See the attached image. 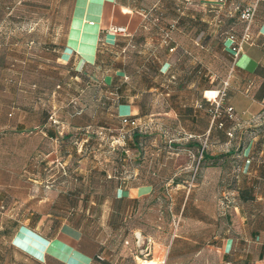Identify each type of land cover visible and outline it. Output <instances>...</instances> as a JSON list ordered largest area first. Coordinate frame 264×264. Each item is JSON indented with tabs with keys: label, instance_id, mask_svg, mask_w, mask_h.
Masks as SVG:
<instances>
[{
	"label": "crops",
	"instance_id": "0c3cea01",
	"mask_svg": "<svg viewBox=\"0 0 264 264\" xmlns=\"http://www.w3.org/2000/svg\"><path fill=\"white\" fill-rule=\"evenodd\" d=\"M49 4H54L48 11L53 27L44 47L39 26L23 32L17 27V37L8 33L0 42V79L18 85V93L9 88L0 93V264H141L142 239L150 242L154 255L165 253L163 264H192L191 259L210 252L226 263L241 258L245 264H264V2L252 26L254 42L237 57L228 39L235 29L232 3ZM26 13L41 17L36 16L39 10L24 9ZM58 17L67 21L61 41ZM27 32L32 35L29 45L21 37ZM27 49L34 51L35 66L43 64L45 49L56 64L74 70L65 88L55 73L46 76L44 91L36 75L32 81L20 71L16 79L11 75L8 67L25 64ZM225 87L220 108L217 95ZM58 93H92L89 99L97 105L73 116L70 107L59 105ZM43 97L50 98V118L41 105ZM57 113L61 121L52 122ZM123 115H132L140 127L123 124ZM154 129L165 134L169 145L207 146L209 161L193 191L209 194V201H195V213L189 215L186 201L177 203V228L170 219L153 220L144 213L150 210L145 198L158 187L176 193L191 190L179 181L170 187L171 167L178 159L169 151L153 152L155 141L146 134ZM75 135L82 142L81 182L74 183L78 179L66 167L67 177L45 184L47 163H67L73 157ZM224 153L226 162L234 157L240 162L233 178L224 172L228 177L219 183L226 162L217 166L215 160ZM104 182L107 188L100 192L111 195L114 218L94 217V210L106 206L104 196L93 193ZM218 193L231 195L232 205L219 202ZM97 252L104 261L96 262Z\"/></svg>",
	"mask_w": 264,
	"mask_h": 264
},
{
	"label": "rangeland",
	"instance_id": "374dc122",
	"mask_svg": "<svg viewBox=\"0 0 264 264\" xmlns=\"http://www.w3.org/2000/svg\"><path fill=\"white\" fill-rule=\"evenodd\" d=\"M59 5V4H58ZM54 8V4H49V0H37V1H30L26 2H19L18 0H0V42L3 37L4 40L7 38L8 33H10V36L17 37V27L21 29V31H28V28L31 26H39L42 29V34H41V41H42V46L44 47V43L47 42L49 43V32L50 28L53 27L51 25V19L49 17V9ZM29 11V10H39L41 11L40 15L36 16H41L34 18L33 15H29L26 13V16L22 14L23 10ZM232 19V24L235 27V29L239 30L240 27L242 26V23L239 21L237 16L234 14V16L231 18ZM56 26L58 28L59 32V39L58 41H61L62 38V32L63 30L66 29L67 27V21L66 18L64 17H58L55 19ZM27 29V30H24ZM12 31V32H11ZM5 32V33H3ZM3 33V34H2ZM24 37L25 42L27 45L31 40L32 35L29 34L28 32L21 36ZM230 43V42H229ZM28 47V46H26ZM38 51V50H37ZM33 50H26V60L25 64H22L18 66L16 63L15 65H11L8 67L10 70V73L14 78L18 76V72H22L26 75L27 79L29 81H32L34 79V75H36L37 79H40L43 83V90L49 86V83L46 81V76L50 73H55L57 75L58 79V84L61 86V88H65V81L66 78L71 75L75 74L74 70H72L70 67H66L62 64H56L52 59H50V55L45 53L46 50L42 49V65L35 66L31 60L34 59L33 56ZM48 52V51H47ZM2 54V50L0 49V55ZM54 55V53H53ZM52 55V57H53ZM2 67L0 65V75L1 74ZM82 76V75H81ZM3 81V79H2ZM0 79V93L2 91L6 90L7 88L10 89V93H18L16 90L18 85L16 82L10 81L9 83L7 82H2ZM13 84V85H12ZM5 85L7 87H5ZM16 88V89H15ZM61 88H59L61 90ZM5 93V92H3ZM92 95V93H58V98H59V105H64L68 106L71 108V112H73V116H79L80 113L82 112V109L86 108L87 106L91 105H97L96 103H93L91 99H89V96ZM41 105L47 109L50 110V103L49 99L47 97L42 98ZM59 115V117H58ZM54 117L51 119L52 122H55L54 120L59 123L61 121L60 119V114H52ZM50 118V114L48 116ZM155 130V129H154ZM174 137H179L178 133H175ZM146 137L153 138L155 141V144L152 146L153 152H158L161 155H166L167 152L170 153V156L177 158L178 159V164L174 167L172 165L171 167V178L172 180L170 181L171 186L176 187L177 182L179 181L181 186L185 185L188 188H191L189 193H181L179 191L172 192V190H165L162 189L161 187L157 188V192L152 193L148 195L145 198V204L150 206V210H145V217L151 218L153 220L155 219H170L171 221L174 222V227L177 228L178 222L180 220V216L178 215V211L175 209V205L179 202L186 201V213L189 215L194 214V202L199 201V199H203L204 201H209V194L205 193H199L193 191L194 187L197 185L199 178L201 175H203L204 171L206 170L207 164H208V159H206L205 156V151L207 149V146H202V147H189V146H182V145H169L164 142V139L166 138L165 134H162L161 130H155L153 132H147ZM74 138V139H73ZM73 138V147H75V151L73 153V157L71 160H69L67 163L61 161H50L49 163L46 164V170H45V184H52L54 182H58L61 179V175L63 173V167L66 168L68 167L69 169H72L73 175L75 177H79L77 174L79 173L78 170L81 167V162L79 161V156L82 153L81 150V141H78L77 138L78 136H74ZM91 139V138H90ZM114 139V138H113ZM145 139V138H144ZM112 143H115L114 141ZM104 147V146H103ZM220 149V147H219ZM105 150V149H104ZM113 152V149L112 151ZM223 157H218L215 161L219 162L217 166H220V163L226 162L227 157H225V153L222 154ZM231 157V156H230ZM231 160L229 162H226L225 168L223 167L221 173L223 172L222 177L219 178V183L222 179L225 177H228L224 172L229 173L230 177L233 178L234 173L237 172L236 165L240 162V160L237 157L230 158ZM188 163L189 166L187 169L183 167L185 163ZM67 165V166H66ZM235 165V166H234ZM59 171L57 172L56 170ZM220 170L221 168H217ZM61 173V174H59ZM183 179H186L185 181H182ZM97 179H95L96 181ZM81 182L79 179L78 181L74 180V183ZM103 185L101 187L97 186V192L95 193L94 196L98 195L107 200L106 206L102 207L101 209H96L93 211L94 217H110L114 218L116 216V211L115 208L110 206V200L109 197L111 196L110 194H101L100 191H104V188H107V183H102ZM171 189V188H170ZM177 189V188H175ZM184 189V188H180ZM231 195H225L223 193H218L216 195L218 201L224 202L227 200V197ZM119 208V206H117ZM116 208V209H117ZM223 209L222 207L219 208ZM225 211V209H223ZM223 215H226L225 212H223ZM140 246L142 247L141 250L138 251L140 257L138 258L141 264H144V261L147 260H154L155 264H163V260H165V253L160 252L154 255L152 252V246L148 240L142 239L140 242ZM57 248V247H56ZM239 259L237 264H245L241 262V258ZM192 264H231V263H226L224 259H221L216 253L210 252L209 256H206L205 254H199L193 259H191ZM2 261V259H0ZM145 264H150V263H145ZM234 264V263H233ZM249 264H256L255 261H251Z\"/></svg>",
	"mask_w": 264,
	"mask_h": 264
},
{
	"label": "built area",
	"instance_id": "2783aa9c",
	"mask_svg": "<svg viewBox=\"0 0 264 264\" xmlns=\"http://www.w3.org/2000/svg\"><path fill=\"white\" fill-rule=\"evenodd\" d=\"M215 3L224 6L228 3H232L233 5V13L237 15V18L239 21L242 23V32L240 36L235 35L234 33H230L228 35L229 39V47L233 50L235 57H237L243 47L248 44V43H253L254 42V37L252 35V26L256 20L257 14H258V9L260 6V3L264 2V0H253L248 3H243L239 2L237 0H214ZM119 31H122V28L118 29ZM169 35L166 33V38H168ZM228 85V81L225 82V86ZM226 87L223 89V91L220 92L219 95V100H214L216 101L217 105L220 106L225 97H226ZM228 112L230 116H233V107L229 106L228 107ZM122 123L125 125H133L134 127H140V123L136 118H133L132 115H123L122 116ZM125 132L122 133V137L124 136Z\"/></svg>",
	"mask_w": 264,
	"mask_h": 264
},
{
	"label": "trees",
	"instance_id": "16d2710c",
	"mask_svg": "<svg viewBox=\"0 0 264 264\" xmlns=\"http://www.w3.org/2000/svg\"><path fill=\"white\" fill-rule=\"evenodd\" d=\"M233 25V24H232ZM241 32H242V29H234L233 31H232V33H234L235 35H237V36H240L241 35ZM168 33V32H167ZM168 35H169V37L168 38H166V42H168V40L171 38V34H170V32L168 33ZM165 36H166V34H165ZM217 104V103H216ZM223 105V103L219 106L220 108L221 107H223L222 106ZM47 112H48V110H47ZM48 116H49V112L47 113V118H48ZM51 116V115H50ZM139 127V126H138ZM137 127V128H138ZM63 173L64 174H62V176H61V178L63 179V178H65V177H67V175L69 174L68 172H66V168H64L63 167ZM75 177V176H74ZM76 179H78V177H75ZM74 178V179H75ZM232 203H233V201L231 200V201H228V198H227V200L224 202V206H229V205H232ZM11 246H13V247H16L14 244H13V242H12V240H11ZM34 257V256H33ZM12 260V259H11ZM95 260H96V262L98 261H104L105 260V258H104V256H103V254L101 253V252H97L96 254H95ZM65 264H68V263H66V262H64ZM238 262H234V264H237Z\"/></svg>",
	"mask_w": 264,
	"mask_h": 264
}]
</instances>
